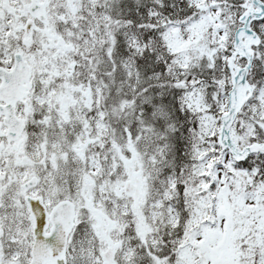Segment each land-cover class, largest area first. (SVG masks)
<instances>
[{"label":"snow or ice","instance_id":"1","mask_svg":"<svg viewBox=\"0 0 264 264\" xmlns=\"http://www.w3.org/2000/svg\"><path fill=\"white\" fill-rule=\"evenodd\" d=\"M0 264H264V0H0Z\"/></svg>","mask_w":264,"mask_h":264}]
</instances>
